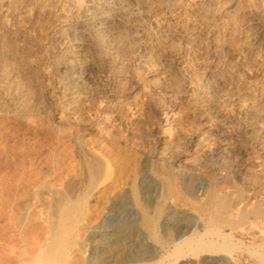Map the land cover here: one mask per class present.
<instances>
[{
    "label": "bare ground",
    "instance_id": "obj_1",
    "mask_svg": "<svg viewBox=\"0 0 264 264\" xmlns=\"http://www.w3.org/2000/svg\"><path fill=\"white\" fill-rule=\"evenodd\" d=\"M175 4L0 0V264H264V34L243 79Z\"/></svg>",
    "mask_w": 264,
    "mask_h": 264
},
{
    "label": "rangeland",
    "instance_id": "obj_2",
    "mask_svg": "<svg viewBox=\"0 0 264 264\" xmlns=\"http://www.w3.org/2000/svg\"><path fill=\"white\" fill-rule=\"evenodd\" d=\"M146 1L158 9L157 17L160 21H165L169 16L168 9L176 6V0ZM181 1L184 5H189L192 9L191 12L180 15L184 19L183 22L186 27L185 35H188L187 37L189 38L193 36L197 37V42L202 41V37L206 33V28L202 27L199 30L201 33L196 32L194 20L212 8L216 10L215 36L220 42L224 43L223 52L221 51L222 53L219 55L220 60H226L228 69L237 71L243 79H248L249 75L247 71L249 68H252L253 59L257 54L256 46L264 34V31L256 24L257 13L260 12L264 0ZM58 2L59 0H16L15 7L8 12L2 13L1 17L4 16L6 21L10 23L14 22L15 24L18 22H31L43 17L47 18L48 8ZM171 27L169 33L172 42L174 45H178L180 44L181 39L179 38H181V33L178 28Z\"/></svg>",
    "mask_w": 264,
    "mask_h": 264
}]
</instances>
